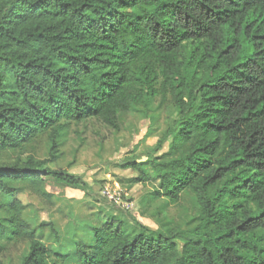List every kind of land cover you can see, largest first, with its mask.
<instances>
[{
	"label": "trees",
	"instance_id": "obj_1",
	"mask_svg": "<svg viewBox=\"0 0 264 264\" xmlns=\"http://www.w3.org/2000/svg\"><path fill=\"white\" fill-rule=\"evenodd\" d=\"M158 96L178 115L168 149L119 164L136 172L128 187L152 184L140 203L158 227L106 221L76 242V264H264V0H0V264L15 242L28 243L20 264H64L18 193L53 204L48 180L88 193L49 166L61 133L115 127ZM184 194L186 230L166 213Z\"/></svg>",
	"mask_w": 264,
	"mask_h": 264
},
{
	"label": "rangeland",
	"instance_id": "obj_2",
	"mask_svg": "<svg viewBox=\"0 0 264 264\" xmlns=\"http://www.w3.org/2000/svg\"><path fill=\"white\" fill-rule=\"evenodd\" d=\"M177 116L172 102L158 96L147 105L134 103L129 110L119 111L115 127L90 118L68 125L61 133L57 158L49 166L82 176L90 186L89 192L48 180L46 189L53 195V204L30 193L19 192L18 197L27 206L24 220L36 228V236L44 245L64 253V264L77 263L76 242L91 243L92 229L106 221L131 223L137 218L151 228L158 227L155 221L142 215L145 207L140 203L153 189L152 184L133 183L128 187L136 172L119 164L133 159L148 168L152 156L168 149V139L162 136ZM46 152L47 148L43 147L39 157H46ZM105 187L115 191L111 192L112 198L102 194ZM194 211L191 194H184L176 204L166 206L170 224L184 230L191 227L189 220ZM158 220L164 222L163 214L158 215ZM42 223H51L55 231L41 228ZM27 251V242L10 243L2 256L3 263L20 264Z\"/></svg>",
	"mask_w": 264,
	"mask_h": 264
},
{
	"label": "built area",
	"instance_id": "obj_3",
	"mask_svg": "<svg viewBox=\"0 0 264 264\" xmlns=\"http://www.w3.org/2000/svg\"><path fill=\"white\" fill-rule=\"evenodd\" d=\"M111 192L115 193L114 190L111 191L109 190V188L105 187V189H103L102 194L109 199L113 197Z\"/></svg>",
	"mask_w": 264,
	"mask_h": 264
}]
</instances>
